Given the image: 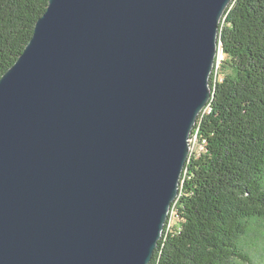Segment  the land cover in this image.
<instances>
[{
  "label": "water",
  "instance_id": "95a60500",
  "mask_svg": "<svg viewBox=\"0 0 264 264\" xmlns=\"http://www.w3.org/2000/svg\"><path fill=\"white\" fill-rule=\"evenodd\" d=\"M234 0H49L0 78V264H149Z\"/></svg>",
  "mask_w": 264,
  "mask_h": 264
},
{
  "label": "trees",
  "instance_id": "16d2710c",
  "mask_svg": "<svg viewBox=\"0 0 264 264\" xmlns=\"http://www.w3.org/2000/svg\"><path fill=\"white\" fill-rule=\"evenodd\" d=\"M49 0H0V78L33 36ZM224 58L211 77L213 96L149 264H252L247 246L264 221V0H234L220 23ZM217 63V62H216ZM259 234V233H258Z\"/></svg>",
  "mask_w": 264,
  "mask_h": 264
},
{
  "label": "rangeland",
  "instance_id": "374dc122",
  "mask_svg": "<svg viewBox=\"0 0 264 264\" xmlns=\"http://www.w3.org/2000/svg\"><path fill=\"white\" fill-rule=\"evenodd\" d=\"M219 53H220L219 56H220V61H221L224 58V55L222 53L221 48L219 49ZM191 145H192L191 146V154L192 155H195L196 153L202 151V149H203V147L200 143V140L196 134L192 137ZM178 221H179V218L177 216L176 209L174 208L170 212V220H169L170 225L173 226V225L177 224ZM256 229L258 232L254 233L252 235H262V234H260L261 232H259V231H262L264 233V221L256 224ZM262 240H264V237H262ZM255 244H258V245L257 246H254V245H248L247 246V249H246L247 253L252 258V261H253L252 264H264V241L262 243L255 241ZM242 264H248V263H242Z\"/></svg>",
  "mask_w": 264,
  "mask_h": 264
},
{
  "label": "built area",
  "instance_id": "2783aa9c",
  "mask_svg": "<svg viewBox=\"0 0 264 264\" xmlns=\"http://www.w3.org/2000/svg\"><path fill=\"white\" fill-rule=\"evenodd\" d=\"M219 55H220V53H218V55H217V58H216V62H217V63H216V65H215V68L218 67V66H219V63H220V56H219ZM222 58H223V57H222ZM173 209H174V208H173ZM173 209H172V210H173ZM172 210H171V211H172Z\"/></svg>",
  "mask_w": 264,
  "mask_h": 264
}]
</instances>
